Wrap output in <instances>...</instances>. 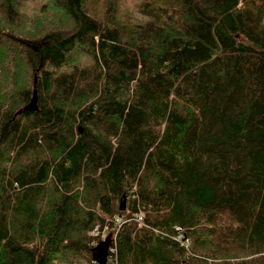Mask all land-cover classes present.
Segmentation results:
<instances>
[{
	"label": "trees",
	"instance_id": "trees-1",
	"mask_svg": "<svg viewBox=\"0 0 264 264\" xmlns=\"http://www.w3.org/2000/svg\"><path fill=\"white\" fill-rule=\"evenodd\" d=\"M103 233L264 264V0H0V264H99Z\"/></svg>",
	"mask_w": 264,
	"mask_h": 264
},
{
	"label": "water",
	"instance_id": "water-1",
	"mask_svg": "<svg viewBox=\"0 0 264 264\" xmlns=\"http://www.w3.org/2000/svg\"><path fill=\"white\" fill-rule=\"evenodd\" d=\"M36 82V80H35ZM36 102V93H34V97L33 100L31 102V104L29 105V107L34 106ZM27 107V108H29ZM81 131V129H80ZM125 203H126V198H124L123 202H122V207L121 209L124 210L125 208ZM111 246V239L110 236H108V238L105 241L100 242L94 249H93V258L94 260L99 263V264H107V260H108V252Z\"/></svg>",
	"mask_w": 264,
	"mask_h": 264
},
{
	"label": "built area",
	"instance_id": "built-area-1",
	"mask_svg": "<svg viewBox=\"0 0 264 264\" xmlns=\"http://www.w3.org/2000/svg\"><path fill=\"white\" fill-rule=\"evenodd\" d=\"M135 220H136L138 223L143 224V223H142V221H143V215H142V214H136V215H135ZM95 234H96V235H99V234H100V232L98 231V229L95 230ZM105 237H106V234L103 233V234H102V238L105 239ZM176 239H177V240H180V239H181V236H178ZM114 252H115V248H113V246L111 245V247H110V251H109V254H108V260L111 262V264H116V263L114 262V260H113V256H112Z\"/></svg>",
	"mask_w": 264,
	"mask_h": 264
},
{
	"label": "bare ground",
	"instance_id": "bare-ground-1",
	"mask_svg": "<svg viewBox=\"0 0 264 264\" xmlns=\"http://www.w3.org/2000/svg\"><path fill=\"white\" fill-rule=\"evenodd\" d=\"M135 190H136V189H135ZM130 195H131V194H130ZM126 196H127V195H126ZM130 216H131V214H130ZM120 217H121V216H120ZM124 217H125V216H124ZM124 217H123V218H124ZM126 218H127V216H126ZM143 219H144V217H143ZM135 221H136V220H135ZM143 221H144V220H143ZM143 221H142V222H143ZM128 222H129V221H128ZM116 223H117V222H116ZM136 223H138V222H136ZM145 223H146V222H145ZM145 225H146V224H145ZM111 226H112V225H111ZM142 227H144V225H143ZM110 228H111V227H110ZM108 229H109V228H108ZM182 232H183V231H182ZM113 233H114V232H113ZM177 233H178V232H177ZM111 236H112V235H111ZM107 238H108V236H106L105 239L102 238V241H105ZM111 239H112V238H111ZM174 239L176 240V238H174ZM183 240H184V239H183ZM102 241H101V242H102ZM181 241H182V240H181ZM185 242H186V241H185ZM179 243H180V242H179ZM116 245H117V244H116ZM112 246H113V245H112ZM110 247H111V246H110ZM116 249H117V248H116ZM109 251H110V249H109ZM108 254H109V252H108ZM107 264H108V260H107Z\"/></svg>",
	"mask_w": 264,
	"mask_h": 264
},
{
	"label": "rangeland",
	"instance_id": "rangeland-1",
	"mask_svg": "<svg viewBox=\"0 0 264 264\" xmlns=\"http://www.w3.org/2000/svg\"><path fill=\"white\" fill-rule=\"evenodd\" d=\"M105 228H107V227H105Z\"/></svg>",
	"mask_w": 264,
	"mask_h": 264
}]
</instances>
